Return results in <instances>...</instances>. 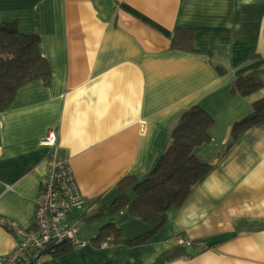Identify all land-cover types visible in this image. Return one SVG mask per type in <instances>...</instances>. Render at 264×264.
<instances>
[{"label":"crops","instance_id":"obj_1","mask_svg":"<svg viewBox=\"0 0 264 264\" xmlns=\"http://www.w3.org/2000/svg\"><path fill=\"white\" fill-rule=\"evenodd\" d=\"M7 23L39 37L51 81L22 86L0 113V256L20 239L13 225L33 227L53 129L85 198L68 217L77 242L22 264H152L174 246L191 256L165 264H264V122L231 135L264 98V0H0ZM179 30L191 51L172 47ZM249 75L263 86L244 97L234 83ZM194 105L213 119L195 150L209 171L151 235L127 205L108 209L121 178L149 176Z\"/></svg>","mask_w":264,"mask_h":264},{"label":"trees","instance_id":"obj_2","mask_svg":"<svg viewBox=\"0 0 264 264\" xmlns=\"http://www.w3.org/2000/svg\"><path fill=\"white\" fill-rule=\"evenodd\" d=\"M39 43L37 35L20 32L15 23L0 25V113L10 106L17 90L22 86L32 81H40L45 87L50 85V67L39 51ZM171 45L176 49L191 51V32L177 31ZM262 86L258 78L249 75L237 78L234 90L245 97ZM263 122L264 98L252 104V111L247 117L234 123L231 129L232 139ZM212 124L213 119L198 105L182 112L172 130L171 144L149 176L140 182L135 175L121 178L116 185L119 197L108 209L109 212L115 213L127 205L130 214L147 223L153 235L164 225L167 209L171 205H180L191 189L207 175L209 166L198 160L195 150L210 141L209 129ZM129 189H133L132 199L126 195ZM97 209L98 212L91 217L103 214L102 208ZM108 227H104L102 231ZM113 232L118 235L117 231ZM101 237L98 234L93 241L97 243ZM64 246L52 255L56 256ZM190 256L186 249L174 246L164 251L152 264H165Z\"/></svg>","mask_w":264,"mask_h":264},{"label":"built area","instance_id":"obj_3","mask_svg":"<svg viewBox=\"0 0 264 264\" xmlns=\"http://www.w3.org/2000/svg\"><path fill=\"white\" fill-rule=\"evenodd\" d=\"M40 144L49 150L48 169L36 199L33 227L13 225L20 239L9 254L0 256V264H22L26 259L56 253L66 242H77L75 227L69 225L68 217L85 205V198L68 161L58 157L57 132L48 130ZM179 245L189 246L190 242L180 241Z\"/></svg>","mask_w":264,"mask_h":264}]
</instances>
